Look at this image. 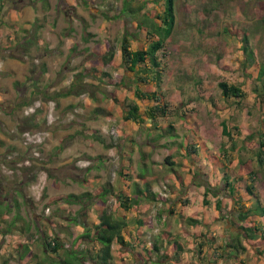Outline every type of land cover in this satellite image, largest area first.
Returning <instances> with one entry per match:
<instances>
[{"label": "rangeland", "instance_id": "obj_1", "mask_svg": "<svg viewBox=\"0 0 264 264\" xmlns=\"http://www.w3.org/2000/svg\"><path fill=\"white\" fill-rule=\"evenodd\" d=\"M124 1L131 9L123 10ZM172 3L174 22L165 42L158 88L167 102V113L157 117L153 126L143 113L140 123L121 118L122 110L131 101L141 111L150 104L135 99L132 89L135 86L150 90L153 82L136 83L128 72L123 85L115 86L99 80L87 67L97 55L94 52L104 51L107 44L114 52L103 69L110 78L119 80L124 75L119 64L121 37L125 35L130 49L143 47L145 32L136 25L150 19L158 23L154 14H161V1L0 0V201L9 207L0 215V230L7 227V222L13 223L8 233L0 234V264H21L18 255L22 249L15 246L18 242L26 244L35 255L24 264H33V259L57 264L42 252L38 226L39 230L58 236L61 258L75 264L68 251L72 249L79 255L87 249L78 263L95 264L90 259V242L76 243L86 224L85 213L96 221L92 205L87 210L78 204L50 202L48 195L92 191L105 181L115 188L122 187L118 174L122 153L129 154V163L122 165L129 166L132 179L141 186L142 181L136 176L143 173V180L149 182L152 191L166 200L140 201L138 210L132 208L126 213L127 228L131 233L142 232L139 239H144L149 254L142 251L137 238L124 236L133 247H119L113 241L111 264H240L221 255L239 222L231 215L232 201L223 190L219 174L212 169L211 160L218 157L229 169L241 173L244 169L240 161L248 163L256 172L252 184L264 207V150L260 164L254 156L264 113V77H256L257 66L264 62V0ZM32 25L36 26L37 44L24 55L16 44L29 35ZM224 28L246 32L255 61L252 65L243 66L240 42ZM42 66L44 72L40 71ZM77 76H82L84 92L62 97L57 103L52 100L54 118L47 123L51 91L66 87ZM218 81L237 85L244 95L238 100L222 97ZM22 101L39 103L34 114L36 127L27 128L23 116L26 105H21ZM95 108L101 109L102 114L94 113ZM221 121L228 126L233 148L220 132ZM168 125L172 127L169 133L164 132ZM26 129L47 135L38 144L25 145L20 131ZM88 129H93L100 139L88 137ZM187 142L195 144L196 156L204 167H198L184 153ZM220 146L227 149L224 154ZM165 158L172 162L171 166L164 163ZM205 187L207 203L201 200ZM239 196L243 205L251 206L252 197L243 193ZM216 199L220 201L218 210L214 206ZM114 203L108 195L104 207L112 215L117 210ZM143 212L150 219V229L136 223L142 216L147 217ZM257 213L249 217L264 230V216ZM188 218L197 222L191 224ZM164 231L181 243L182 251L175 259L150 249L156 240L170 252V244L160 235ZM260 243L259 252L247 246L239 249L237 255L243 259L242 264H264V255H259L264 254V241Z\"/></svg>", "mask_w": 264, "mask_h": 264}, {"label": "trees", "instance_id": "obj_2", "mask_svg": "<svg viewBox=\"0 0 264 264\" xmlns=\"http://www.w3.org/2000/svg\"><path fill=\"white\" fill-rule=\"evenodd\" d=\"M151 2L161 1L163 7L161 10V14L155 13L154 19H158V23L151 20H144L141 21L136 25L137 28L143 27L145 32V40L146 43L143 47L130 49L128 40L126 39L125 35L121 37L119 42V64L122 70L124 71V75H120L119 80L110 78L108 73L104 71V67L111 61L113 56V49L110 46L105 45L104 51H95L94 53L97 54L93 59H90L89 67H87L88 71L93 74H96V77L99 80H104L108 84L119 86L123 85L122 79L126 76V73H132L131 76L134 78L136 83H147L148 80L153 82L154 88L153 89H138L134 86L132 89V93L135 99L140 101H147L150 104H146V106L141 110H139L138 105L131 101L126 104V108L122 110L121 118L123 121H132L134 123L142 122V113L145 117L151 121L152 125L154 120L157 117H163L167 113V102L163 101V94L159 88L160 76L162 74V61L161 59L165 55V42L166 39L169 37L172 27H173V0H150ZM85 2V1H84ZM128 2H123V10L131 9L128 6ZM141 24V25H140ZM225 32L232 33L235 35L240 42V48L243 52V66L252 65L254 61L253 53L250 47L247 44V34L244 30L234 29L228 31V29H223ZM38 36H36V26L32 25L31 32L29 35H25L22 37L21 41L16 44V47L19 49L20 53L26 55L29 52V48L37 44ZM16 50V49H15ZM7 51V50H6ZM7 55L13 57V54L10 51H7ZM41 72H44V67L40 68ZM257 78L264 77V62L257 66ZM141 74V75H139ZM82 76H77L75 79H72L68 83V85L64 88H59L51 91L49 98L54 100L57 103L58 99L66 96H79L81 93L84 92L85 84L81 80ZM217 87L219 88L220 94L224 98L233 97L237 100L240 99L244 92L240 90L235 84L226 83L224 81H218ZM236 100V102H238ZM29 101H22L21 105H29ZM38 111L35 109L32 113L23 115L25 117V123L27 124V128L29 127H36L38 124L34 119V114ZM93 112L96 114H102V110L95 108ZM44 122V121H42ZM171 124V123H170ZM155 126V125H153ZM28 131V129H26ZM24 130V131H26ZM172 130L171 125H168V128L165 129L164 132L169 133ZM30 131V130H29ZM23 130L20 131V134ZM88 137L100 139L93 129H88ZM220 132L223 136H226L229 143L233 148V140L231 138V133L229 132L228 126L225 122H220ZM0 140V145H1ZM107 147L112 145H105ZM257 149L254 152V156L259 164L262 162V153L264 150V113L261 114L260 118V130L258 132L257 141H256ZM222 149L223 154L226 152L227 149H224V146H220ZM184 149V153H186L187 157L190 156V160L194 162L198 167H204L201 164L199 158L196 156L198 150L195 147V144H191V142H187ZM192 154L194 157L192 158ZM211 158L214 155H210ZM226 159V155H222ZM211 160V166L216 173L220 176V182L223 187V190L230 196L231 206V215L234 218L235 222H239V225H236V230L232 231L233 235L230 237L228 243H225L221 254L223 258H233L236 259L240 264L244 263L243 259L238 257L239 249L244 250L246 246L251 250H256L259 252V246L257 244H261L260 240L264 241V230L262 227L257 226L252 222L251 215H257L259 212V216H264V207L260 203L258 194L254 188L253 180L256 176V172L253 168H251L248 163L240 161V167L244 169V173L239 171L235 172L232 169H229L224 162H222L218 157L213 158ZM121 166L119 167L118 174L121 177L123 182V186H118L115 188L112 183L109 181H105L104 183L99 184L94 190L92 191H82L79 193H62L50 198L52 202H63L67 204H78L82 209L87 208L88 206L92 205L96 221H93L88 217V214L85 213V223L83 225L84 229L81 234L76 237V243L79 244L80 242L89 243L90 249L93 248L92 252L90 253V259L94 261L95 264H111L110 259L112 258L110 254V246L111 243L114 241L118 244V246H128L130 248L133 247L132 242L125 241L124 236L137 238L135 241L140 242V248L142 251H146V254L149 249L147 250L145 247L144 239H139L140 233L139 231H133L127 228L128 221L126 219V213L132 209L136 208L139 209L140 201H148V202H160L165 201V197L160 195L157 192L152 191L150 188V184L147 180H143L144 176L143 173H139L136 178L142 181V185L140 186L138 181L132 179L133 177L130 176L128 165H122L129 163V154L122 153L121 156ZM164 163H168V166L172 165V162L167 161L165 158ZM124 166V167H123ZM173 170L172 168H170ZM122 170H125L122 172ZM205 170V169H203ZM176 178H180V176L175 172ZM205 174V173H204ZM216 182V181H214ZM125 188L129 189V191L125 190ZM208 192L207 187H205L204 191L202 192V202L207 203L206 194ZM243 193L244 195L247 194L253 199L251 200V206H245L241 203L240 194ZM110 195L114 199V204L116 213L112 215L106 211L104 205L106 201V197ZM214 206L218 210L220 207V201L216 199L214 201ZM262 205V206H261ZM9 209L7 203H3L0 201V215L5 212V210ZM171 212V210H168ZM142 214V213H141ZM143 214H146L143 212ZM159 216V213L157 214ZM147 217L142 219H138L136 223L138 225H145L147 228H151L150 219L148 215ZM157 219V216H155ZM189 223L194 224L197 221L192 218H188ZM248 221V224L243 225L242 222ZM13 226L12 222H7V227L0 230V234H5L10 231L9 227ZM161 238L165 241L166 244H170V252L167 253L165 248H161L160 243H157L156 240H153L151 243L150 249L160 253L162 257L166 256L167 258L175 257V255L182 251V246L180 241L172 237L169 231L161 232ZM38 237L40 239L41 250L44 254L48 256L50 262H56L57 264H74L73 262L67 258H61L59 256V250L61 249V242L58 236L51 235L44 229L39 230L38 226ZM243 238L241 241L240 238ZM258 240H254V239ZM257 241V242H256ZM243 242V243H241ZM138 243V242H137ZM262 245V244H261ZM15 246L17 248H21L22 252L18 255V258L21 260L24 256H26L27 261L32 259L35 255L34 253L28 248L26 244L16 243ZM94 246L96 247L94 249ZM227 247V248H225ZM85 251L78 253H74V250L68 251V257L71 256L74 258L75 264H83V262L77 260H83L82 258L85 257ZM199 251V250H198ZM138 253V252H137ZM138 254H141L139 252ZM215 253H212L214 255ZM220 253L217 255L219 256ZM259 255H264L263 253H259ZM240 260H239V259ZM65 259L69 260L70 262L66 261ZM175 259V258H174ZM33 264H43L38 260L33 259ZM125 264V263H123ZM162 264H167L166 262ZM203 264V263H200Z\"/></svg>", "mask_w": 264, "mask_h": 264}, {"label": "built area", "instance_id": "obj_3", "mask_svg": "<svg viewBox=\"0 0 264 264\" xmlns=\"http://www.w3.org/2000/svg\"><path fill=\"white\" fill-rule=\"evenodd\" d=\"M54 102L52 100H48L47 102V112H46V122L50 123L52 122L54 118ZM39 103L38 102H32L29 105H26L23 108V114L27 115L32 113L35 109L39 108ZM47 135L46 132H30V131H23L20 136H21V142L25 145H35L40 142L45 138Z\"/></svg>", "mask_w": 264, "mask_h": 264}, {"label": "crops", "instance_id": "obj_4", "mask_svg": "<svg viewBox=\"0 0 264 264\" xmlns=\"http://www.w3.org/2000/svg\"><path fill=\"white\" fill-rule=\"evenodd\" d=\"M30 20H28V22H29ZM15 66H18V64L17 65H15ZM60 86V85H59ZM50 88H52V87H50ZM57 88V87H56ZM58 89V88H57ZM61 99V98H60ZM60 99H58V100H60ZM179 179V178H178ZM53 180H54V178H53ZM179 182V181H178ZM181 182V181H180ZM182 182H185L184 180L182 181ZM60 194H62V193H60ZM55 195H58V194H49L48 195V200L50 201V198L52 197V196H55ZM50 202H52V201H50ZM145 202V201H144ZM220 253V252H219ZM217 254H218V252H217ZM217 254H216V256H217ZM222 255V254H221ZM216 256H215V258H214V260L213 261H215V259H216ZM219 258H220V255L218 256ZM20 260V259H19ZM27 260V258H26V256H24L21 260H20V262H21V264H24L23 262H25ZM27 262H30V260L29 261H27ZM209 262V261H208ZM210 263V262H209ZM29 264H32V262L31 263H29Z\"/></svg>", "mask_w": 264, "mask_h": 264}]
</instances>
